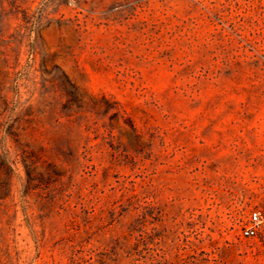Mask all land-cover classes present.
Instances as JSON below:
<instances>
[{
    "label": "rangeland",
    "instance_id": "rangeland-1",
    "mask_svg": "<svg viewBox=\"0 0 264 264\" xmlns=\"http://www.w3.org/2000/svg\"><path fill=\"white\" fill-rule=\"evenodd\" d=\"M264 0H0V264H264Z\"/></svg>",
    "mask_w": 264,
    "mask_h": 264
},
{
    "label": "built area",
    "instance_id": "built-area-1",
    "mask_svg": "<svg viewBox=\"0 0 264 264\" xmlns=\"http://www.w3.org/2000/svg\"><path fill=\"white\" fill-rule=\"evenodd\" d=\"M249 226L244 228L243 234L247 237L257 235L260 229L264 226V212L256 209L249 213L248 216Z\"/></svg>",
    "mask_w": 264,
    "mask_h": 264
}]
</instances>
